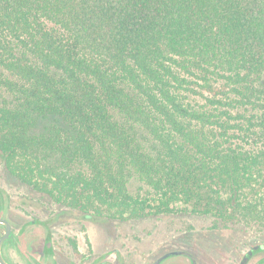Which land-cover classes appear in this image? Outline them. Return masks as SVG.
I'll return each instance as SVG.
<instances>
[{
  "label": "trees",
  "instance_id": "obj_1",
  "mask_svg": "<svg viewBox=\"0 0 264 264\" xmlns=\"http://www.w3.org/2000/svg\"><path fill=\"white\" fill-rule=\"evenodd\" d=\"M0 158L92 220L264 222V0H0Z\"/></svg>",
  "mask_w": 264,
  "mask_h": 264
},
{
  "label": "rangeland",
  "instance_id": "obj_2",
  "mask_svg": "<svg viewBox=\"0 0 264 264\" xmlns=\"http://www.w3.org/2000/svg\"><path fill=\"white\" fill-rule=\"evenodd\" d=\"M55 122L58 121L54 116L47 117L40 121L36 131H44ZM0 188L7 198L3 205L0 196V214L4 211L12 217L18 237L16 246L9 245L7 253L19 263L34 260L31 249L35 244L42 249L46 230L43 225L30 222L36 215H40L39 220L50 221L59 236L64 231L73 233L79 241L80 252L85 259L89 258L86 263L93 254H109V259H116L117 264H143L146 253L152 260L176 245L195 255L219 260L218 263L228 259L229 264H239L244 252L264 243V222L259 220L224 222L211 215L186 211L128 219L102 216L92 220L13 176L1 158ZM62 248L63 244L59 246L60 252ZM259 258L264 260V251L257 252L253 262ZM56 264H67L62 253L58 252Z\"/></svg>",
  "mask_w": 264,
  "mask_h": 264
},
{
  "label": "flooded vegetation",
  "instance_id": "obj_3",
  "mask_svg": "<svg viewBox=\"0 0 264 264\" xmlns=\"http://www.w3.org/2000/svg\"><path fill=\"white\" fill-rule=\"evenodd\" d=\"M0 196L2 198L3 205H5V202L7 201L6 193L5 191L0 188ZM5 206H1V209ZM8 209L5 207V210ZM37 209V208H36ZM0 218H3L9 222L11 225V231L9 236L3 241L2 244V253L4 258L7 262L10 264H56L58 261V252L62 253L65 256V259L67 261V264H117L116 259H109V254H93L91 256L90 262L86 263V258L82 255L79 248V241L78 239L71 234L70 232L64 231V235H58L54 232L51 223L48 220H39L41 217L40 215H36V217H33L30 222L32 224H41L44 226L46 230V235L43 240L42 249H39L38 246L35 244L34 247L31 249L33 251L32 256H34L33 259H29L26 263H19L15 260H13L9 254L7 253V247L9 245H15L16 246V240L17 235L14 230V222L12 220V217L4 213V211L0 214ZM68 216V220H69ZM67 220V218H66ZM0 227H2L3 231L0 233V239L5 235L7 231L6 224L4 222H0ZM62 252L59 250V246H62ZM257 246V248H256ZM253 250V253L249 255V258L245 264H264V260L262 258L255 259L253 262L257 252L264 251V243L261 244H255L251 248H249L246 252L243 253L242 257L240 259V263L242 264L243 260H245V256L249 253V251ZM176 251H179V253H175ZM39 256V257H38ZM147 256L145 260L143 261V264H229L228 259L222 263H218L219 260H210L208 258H204L202 256L195 255L191 253L190 251L177 247L176 245H173L170 248H167L166 250H163L161 254H159L154 259H149V253H146ZM52 259V263L49 262V260ZM1 264V262H0Z\"/></svg>",
  "mask_w": 264,
  "mask_h": 264
},
{
  "label": "water",
  "instance_id": "obj_4",
  "mask_svg": "<svg viewBox=\"0 0 264 264\" xmlns=\"http://www.w3.org/2000/svg\"><path fill=\"white\" fill-rule=\"evenodd\" d=\"M0 222H4L6 224V227H7V231L5 233V235L0 239V262L1 264H10L9 262L6 261V259L4 258L3 256V253H2V244H3V241L9 236L10 234V231H11V225L9 224V222L3 218H0ZM257 248V246H256ZM175 253H179V251H176ZM253 253V250L249 251V253L245 256V260H243L242 264H245L249 258V255H251Z\"/></svg>",
  "mask_w": 264,
  "mask_h": 264
}]
</instances>
